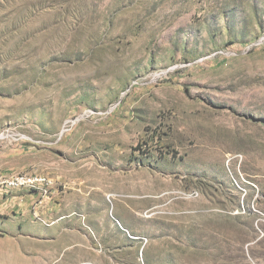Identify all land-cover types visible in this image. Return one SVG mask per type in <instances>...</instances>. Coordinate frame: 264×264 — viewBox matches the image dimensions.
Instances as JSON below:
<instances>
[{
    "label": "rangeland",
    "instance_id": "1",
    "mask_svg": "<svg viewBox=\"0 0 264 264\" xmlns=\"http://www.w3.org/2000/svg\"><path fill=\"white\" fill-rule=\"evenodd\" d=\"M3 132L0 264H264V0H0Z\"/></svg>",
    "mask_w": 264,
    "mask_h": 264
},
{
    "label": "crops",
    "instance_id": "2",
    "mask_svg": "<svg viewBox=\"0 0 264 264\" xmlns=\"http://www.w3.org/2000/svg\"><path fill=\"white\" fill-rule=\"evenodd\" d=\"M35 195L26 190H16L9 195H0V235L9 234V232H21L24 225L22 221L28 222L31 214L32 203ZM72 212V201L66 193L61 202H52L42 208V215L45 219L62 220ZM18 221V225H16ZM11 229L12 231H8ZM5 231V232H4ZM2 238L0 237V244Z\"/></svg>",
    "mask_w": 264,
    "mask_h": 264
},
{
    "label": "built area",
    "instance_id": "3",
    "mask_svg": "<svg viewBox=\"0 0 264 264\" xmlns=\"http://www.w3.org/2000/svg\"><path fill=\"white\" fill-rule=\"evenodd\" d=\"M9 132L0 134V141L9 137ZM55 181L45 174L26 172L4 173L0 172V195H9L17 189H29L37 192L39 204L53 200V188Z\"/></svg>",
    "mask_w": 264,
    "mask_h": 264
}]
</instances>
